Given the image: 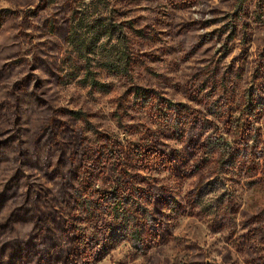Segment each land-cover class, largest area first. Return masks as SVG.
<instances>
[{"label":"rangeland","instance_id":"rangeland-1","mask_svg":"<svg viewBox=\"0 0 264 264\" xmlns=\"http://www.w3.org/2000/svg\"><path fill=\"white\" fill-rule=\"evenodd\" d=\"M74 1L0 0V264H264V0H111L109 94L63 81ZM84 194L131 195L140 239Z\"/></svg>","mask_w":264,"mask_h":264},{"label":"trees","instance_id":"trees-1","mask_svg":"<svg viewBox=\"0 0 264 264\" xmlns=\"http://www.w3.org/2000/svg\"><path fill=\"white\" fill-rule=\"evenodd\" d=\"M48 1L54 3L58 0ZM117 15L118 11L111 0L74 1L69 17L67 49L61 62L63 81L66 85L77 81L79 86L93 89L101 94H109L113 86L108 80L101 79V72H104L109 79L122 77L132 80L133 51L126 33V25L117 19ZM66 113L93 129L86 112L68 110ZM206 149L208 153L220 151L222 160H225L230 153V143L223 135L214 133L208 136ZM104 170L101 169L96 177H103ZM110 199L112 201L109 204H104L90 194L82 195L83 214L91 218L108 217L112 223L121 226L120 230L128 231L134 241L139 240L142 231L137 224L135 213L144 215L141 209L136 207L138 203L132 200L131 195L128 198L114 194L110 195Z\"/></svg>","mask_w":264,"mask_h":264}]
</instances>
